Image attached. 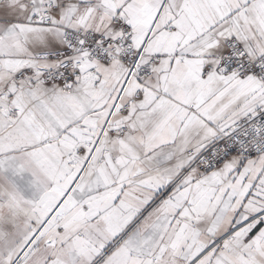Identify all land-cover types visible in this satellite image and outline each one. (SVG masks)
Here are the masks:
<instances>
[{
	"label": "snow or ice",
	"instance_id": "1",
	"mask_svg": "<svg viewBox=\"0 0 264 264\" xmlns=\"http://www.w3.org/2000/svg\"><path fill=\"white\" fill-rule=\"evenodd\" d=\"M0 264H264V0H0Z\"/></svg>",
	"mask_w": 264,
	"mask_h": 264
}]
</instances>
